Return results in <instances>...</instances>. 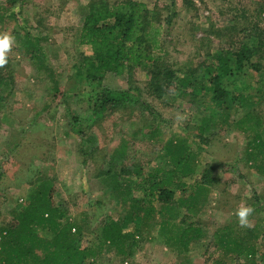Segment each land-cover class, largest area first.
Listing matches in <instances>:
<instances>
[{
	"label": "rangeland",
	"instance_id": "1",
	"mask_svg": "<svg viewBox=\"0 0 264 264\" xmlns=\"http://www.w3.org/2000/svg\"><path fill=\"white\" fill-rule=\"evenodd\" d=\"M92 1L0 0V33H11L16 39L8 64L0 68V75L10 72L12 76L11 86L0 100V172L4 173L0 178V227L9 223L34 193L37 185L33 180L43 177L52 181L54 203L65 219L82 225L80 244L101 245L102 222L122 218L132 209V199L144 195L134 189L127 196H118L113 174L107 172H118V180L126 184L148 171L171 169L175 163L167 145L172 142L179 151L185 143L195 154V173L181 181H200L205 168H211L215 181L198 190L175 189L174 209L181 218L188 208L183 200L189 194L196 196L191 213L203 229L202 237L183 248L172 244L174 240L161 233L154 221L153 228L146 227L142 235L135 234L127 241L126 252L104 243L100 254L86 262L251 264L246 256L226 254L219 237L225 227L231 229L225 231L229 234L247 232L239 227L235 215L246 203L255 209L250 217L253 226L259 224L256 243L264 240V174L245 162L251 136L237 124L250 107L264 123V59L260 71L246 70L224 83L231 92L223 106L229 119L217 117L208 122L202 135L205 117L220 109L209 96H193L192 86L177 82L166 95L156 98L148 83L165 68L175 69L178 77L192 71L197 77L205 75L215 54L247 41L251 26L264 29V0H137L147 3L164 26L163 49L156 52L161 61L157 68L106 73L101 79L78 72L83 56L91 53L88 45L80 43V30ZM27 36L37 38L33 41L40 45L41 58L31 57L29 45L34 42L28 43ZM129 88L131 95L150 107L119 109L95 120L91 106L101 94ZM177 113L186 119L177 121ZM136 165L144 171L141 175L133 172ZM123 224L124 232H135L137 223L132 218ZM37 231L48 238L53 235L46 228ZM254 257L258 261L260 252Z\"/></svg>",
	"mask_w": 264,
	"mask_h": 264
},
{
	"label": "trees",
	"instance_id": "2",
	"mask_svg": "<svg viewBox=\"0 0 264 264\" xmlns=\"http://www.w3.org/2000/svg\"><path fill=\"white\" fill-rule=\"evenodd\" d=\"M8 8L9 6H6L5 11ZM167 20L168 23L171 22L170 18ZM163 28L160 17L143 1L124 0L111 3L107 0H94L90 2L84 13L80 43L88 45L91 53L83 56L78 65V72L83 70L81 74L85 73L93 79H101L106 73H133V70L138 67L157 68L161 56L156 52L163 49L161 40ZM248 31L247 41L241 43L239 47L234 49L232 47L225 52L215 54L214 61L206 66L203 72L205 75L202 77H197V72L194 71L178 77L177 71L171 68H165L157 73L148 83L152 94L156 98H162L169 92L171 86L180 82L187 88L192 86L193 96L203 94L209 96L213 106L217 105L220 109L212 111L213 115L205 117L200 127L201 135L208 122L215 121L217 117H221L222 120L229 119L230 113L225 112L223 106L227 103L226 100L231 92L223 87L224 83L232 79L235 74H241L250 69L260 71L263 68L264 29L256 25L251 26ZM26 35L30 34L26 33ZM28 38L30 39L28 43L37 39ZM29 46L31 57L33 59L39 57L40 45L34 42ZM10 81H12L10 72H1L0 100L4 99L5 90L11 86ZM131 89L106 90L101 94L91 106L95 120L119 109L138 105H146L149 108V103L139 101L140 97L130 94ZM254 102L257 101L254 100ZM249 109L237 123L251 136L244 152L245 162L264 174V123L255 109L251 107ZM77 127L78 132H81L82 136L85 135L81 125ZM181 146V149L177 151V145L174 143L169 142L167 145V153L175 163V167L171 169L160 167L126 184L118 180V172L116 173L113 169L107 172L113 174V189L118 196H127L134 189L143 191L144 195L132 199V209L122 218H109L102 222L104 242L94 247L80 244L78 236L82 225L75 220L65 219L63 211L55 205L52 181L43 177L33 180V183L36 182L37 185L34 193L13 215L9 223L0 227V264H89L86 260L100 254V246L104 243L114 246L123 253L126 252L124 249L127 241L133 239L135 234L142 235L146 227L153 228L154 221L160 227L161 233H167L169 240H174L172 244L183 248L189 247L192 241L200 239L203 235L202 227L198 220L192 218L191 213L196 196L189 194L185 198L187 200H183L188 208L186 215L181 218L174 209L175 189L182 187L185 191L198 190L215 181L211 175V168L204 169L200 181H181V177L195 173L192 164L195 154L189 151L187 144L184 143ZM133 172L138 176L144 171L136 165ZM3 175L4 173L0 172V178ZM127 215L131 216L127 218ZM130 218L137 223L133 233L123 231L124 221ZM257 226L259 224L247 228V232L242 235L226 233L225 231L231 229L225 227L219 237L220 248L224 249L226 254H233L236 258L248 257L251 259V264H264V240L262 243H258L260 241L256 243L259 238ZM38 228L49 229L53 235L51 238L40 235ZM259 245L262 246L259 248ZM257 252H260V259L255 261L254 256Z\"/></svg>",
	"mask_w": 264,
	"mask_h": 264
},
{
	"label": "clouds",
	"instance_id": "3",
	"mask_svg": "<svg viewBox=\"0 0 264 264\" xmlns=\"http://www.w3.org/2000/svg\"><path fill=\"white\" fill-rule=\"evenodd\" d=\"M16 44L15 36L11 33H0V68L6 67L9 62V53L12 51ZM186 116L177 113L176 120L183 121ZM255 209L251 205L242 203L236 210L237 222L240 228H251L253 226L250 217L253 216Z\"/></svg>",
	"mask_w": 264,
	"mask_h": 264
}]
</instances>
